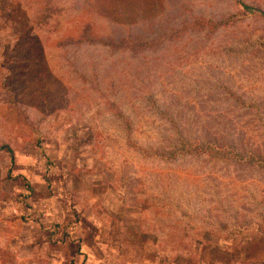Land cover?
Wrapping results in <instances>:
<instances>
[{"label": "rangeland", "instance_id": "obj_1", "mask_svg": "<svg viewBox=\"0 0 264 264\" xmlns=\"http://www.w3.org/2000/svg\"><path fill=\"white\" fill-rule=\"evenodd\" d=\"M78 228L172 257L264 238V0H0V264Z\"/></svg>", "mask_w": 264, "mask_h": 264}, {"label": "crops", "instance_id": "obj_2", "mask_svg": "<svg viewBox=\"0 0 264 264\" xmlns=\"http://www.w3.org/2000/svg\"><path fill=\"white\" fill-rule=\"evenodd\" d=\"M47 170L45 177L41 174L32 176L30 186L34 190L27 185L26 180L22 179L29 193L34 191L40 193L43 188H49L51 183L49 174L53 172L50 168ZM54 213L56 216L59 215L57 211ZM103 232L105 231L102 229L78 228L66 236L65 241L60 232L55 233L56 239L51 246V264H264V238L248 240L239 245L205 246L194 256L179 254L172 257L169 252L161 256L152 254L150 250L143 253L139 251L138 245L133 244L126 246L120 254L119 245H115L111 238L108 240ZM34 233L36 234L33 235ZM34 233L29 237L19 233L13 240L18 243V248L21 250L27 243H31L28 239L41 236L39 228L35 229ZM55 234H51V239ZM42 240L49 241L47 238Z\"/></svg>", "mask_w": 264, "mask_h": 264}, {"label": "trees", "instance_id": "obj_3", "mask_svg": "<svg viewBox=\"0 0 264 264\" xmlns=\"http://www.w3.org/2000/svg\"><path fill=\"white\" fill-rule=\"evenodd\" d=\"M238 5H239L243 10L248 11V12H250V13H253V12L260 13L258 10H255V9L249 8V7L243 5V4L240 3V2L238 3Z\"/></svg>", "mask_w": 264, "mask_h": 264}]
</instances>
